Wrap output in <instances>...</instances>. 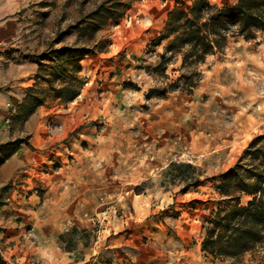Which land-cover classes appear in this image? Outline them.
<instances>
[{
    "label": "rangeland",
    "instance_id": "obj_1",
    "mask_svg": "<svg viewBox=\"0 0 264 264\" xmlns=\"http://www.w3.org/2000/svg\"><path fill=\"white\" fill-rule=\"evenodd\" d=\"M192 1L23 0L15 7L24 27L21 34L8 38V60L21 59L36 67L18 80L23 83L18 85L20 100L10 101L2 123L21 131L29 117L41 116L38 130L32 128V133L10 142H18L14 149L25 146L36 153V161L43 165L31 174H48L55 183L49 191L39 177L33 178L35 183L31 179L25 185V199L31 194L63 193L70 203L79 196L76 205L82 214L92 215L91 228L96 231L111 220L109 213L111 218L122 215V208L133 213L130 205L120 207L128 196L145 195L158 208L153 218L169 228L182 227L192 234L190 244L200 240L201 246L207 220L224 206L221 200L226 197L216 189L221 176L237 162H247L240 158L248 144L264 134V34L253 39L229 37L222 50L197 66L200 78L190 93L175 90L161 95L181 72L180 55L172 57L165 72L153 71L166 45L153 40L169 11L188 8ZM209 2L222 6L235 0ZM101 6L113 10L90 37L88 16ZM59 48H73L79 54L73 61L67 55L54 63L43 59ZM71 79L78 94L64 102L54 90ZM12 107L14 113L5 123ZM171 162L195 166L193 179H171ZM24 175L8 188L24 184L19 181ZM249 199L242 195L240 202ZM189 218L194 219L192 227ZM67 230L62 229L58 239L67 240L70 247L76 237L66 236ZM89 235L83 232L80 237L88 242ZM2 253L0 248L3 264H16ZM214 263L264 264V242L237 259L219 258Z\"/></svg>",
    "mask_w": 264,
    "mask_h": 264
},
{
    "label": "crops",
    "instance_id": "obj_2",
    "mask_svg": "<svg viewBox=\"0 0 264 264\" xmlns=\"http://www.w3.org/2000/svg\"><path fill=\"white\" fill-rule=\"evenodd\" d=\"M22 2L0 0V143L32 133V128L38 130L41 118L36 114L29 117L21 131L2 123L10 101L20 100L18 85L23 83L18 80L36 67L21 59L19 62L8 60V38L23 32V16L18 15L15 8L21 7ZM13 9H16L15 14ZM17 55L15 52L14 56ZM8 85L10 89L6 91ZM37 158L36 153L19 146L0 163V190L20 174L27 176L19 180L24 184L0 191V248L8 260L14 259L16 264H215L212 257L201 251L200 240L190 244L192 234L179 226L169 228L162 220L152 217L158 208H153L151 197L128 196L120 207L130 205L133 213L124 208L119 217L111 218L109 213L111 220L102 222L101 229L96 231L91 228L92 215L82 214L76 205L79 196L72 198L70 203L63 199V193L45 197L31 194L25 199V185L32 182L31 179L39 177L49 191L55 184L48 174H31L32 170H37L36 166L43 165L36 161ZM189 219L188 225L194 226V219ZM62 229H68L66 236L76 237L72 246H67V240L58 239ZM79 232H89V241L83 240Z\"/></svg>",
    "mask_w": 264,
    "mask_h": 264
},
{
    "label": "trees",
    "instance_id": "obj_3",
    "mask_svg": "<svg viewBox=\"0 0 264 264\" xmlns=\"http://www.w3.org/2000/svg\"><path fill=\"white\" fill-rule=\"evenodd\" d=\"M110 9L113 10L101 6L88 16L86 29L90 37L102 26L105 21L102 17ZM257 33L264 34V0H235L231 5L222 6L213 5L209 0H193L188 8L171 9L159 35L153 40V44L166 41V45L152 70L165 72L172 57L180 55L181 72L160 94L175 90L190 93L200 78L197 66L204 62L206 56L222 50L229 37L253 39ZM78 54L79 50L73 48H59L44 54L43 59L54 63L56 58L67 55L69 61H73ZM37 63L42 66L38 59ZM35 78L39 79L40 75L36 73ZM73 81H64L63 86L54 90L64 102L72 101L78 94ZM23 99L26 102V98ZM40 104L41 100L35 107ZM17 143L1 145L2 160L15 150ZM242 159L247 162H237L221 176L216 187L220 196L226 197L221 200L224 206H218L207 220L205 237L201 242V251L213 259H237L264 242V134L250 141ZM195 170V166L186 162H171L168 167L171 179L182 182L193 179ZM7 189L8 185L1 188L2 191ZM242 195L250 197L245 204L240 202ZM0 264H3L1 256Z\"/></svg>",
    "mask_w": 264,
    "mask_h": 264
},
{
    "label": "built area",
    "instance_id": "obj_4",
    "mask_svg": "<svg viewBox=\"0 0 264 264\" xmlns=\"http://www.w3.org/2000/svg\"><path fill=\"white\" fill-rule=\"evenodd\" d=\"M13 113H14V108L12 107V108L9 110V112H8V115H7L6 119H5V123H8V122H9L10 117L12 116Z\"/></svg>",
    "mask_w": 264,
    "mask_h": 264
}]
</instances>
